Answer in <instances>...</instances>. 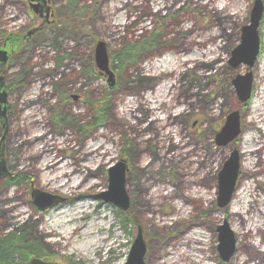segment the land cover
I'll list each match as a JSON object with an SVG mask.
<instances>
[{
	"label": "rangeland",
	"instance_id": "374dc122",
	"mask_svg": "<svg viewBox=\"0 0 264 264\" xmlns=\"http://www.w3.org/2000/svg\"><path fill=\"white\" fill-rule=\"evenodd\" d=\"M3 1L0 0V7ZM147 1L153 4V0H138L136 6L130 2L121 8L117 0H103L101 7L105 15L114 11V5L120 7L113 21L108 24L99 15L100 3L95 4L94 0H48L47 4L54 13L50 17L52 21L44 23L35 44L26 48L27 55L34 53L35 58L27 64L13 67L7 78L5 130L0 123V140L4 135L0 150V160L3 161L2 167L0 164V188L17 191L23 199L22 209L27 212L26 215H30L32 221L42 220L43 226L49 229L55 219L52 210L78 199V192L86 189L84 195L90 208L87 213L77 216H81L78 222L87 225L93 221L98 215L92 212L94 208L97 212L104 211L111 219L112 227H117V243L104 246L102 253L93 251L86 256L79 253L67 255L62 244H47L42 236L34 232L31 222L21 227L12 226L4 221V215H0V236L9 232L24 234L25 241H33L46 252L50 261L58 264H124L137 225H140L146 243L145 264H217L213 260L217 258L218 227L226 220L235 239L232 264H264V233H257L253 226L257 222H264V214L259 213V210L264 211V159L244 161L240 152L242 145L252 147V142L242 143L241 138L246 132L244 113L254 100L257 86L255 69L264 54V0L257 28L259 51L252 66L242 61L233 64V60L238 58L234 52L242 43L243 27L249 24L255 0H241L245 9L244 17L234 25V30L238 31L237 40L228 48L221 68H216V64H205L202 68L192 63L159 66L161 70L172 72L167 79L155 85L154 95L148 98L152 101L149 105L161 117L183 109L181 121L176 124V128L182 129V132L178 131L174 139L182 140L183 144L188 143L169 152L167 149L173 147L170 145L171 139L162 134L168 127L160 131L163 128L161 123L149 127L148 121H144L143 128H140L131 122L116 119L115 112L122 108V100L126 97L131 100L129 106L133 107L134 113L143 120L145 111L141 109V103L135 95L137 89L133 88L136 85L130 78L142 74L138 71L141 61L157 62L160 50H173L185 36L190 37L186 30H179L172 24L175 18L184 15L188 18V25L205 29L207 33L217 30L219 25L211 3H192L187 0L183 7L167 15H160L153 8L152 12L144 15L145 26H135L134 31L131 22L146 11ZM158 1L170 4L177 0ZM123 13L130 15L127 23L121 18ZM230 16L235 18L232 12ZM29 20L27 17L26 22ZM113 29L118 32L113 33ZM226 30L231 31V26H227ZM99 40L105 44L112 83L108 81V74L100 70L95 61L94 46ZM214 41V38L210 40L211 43ZM207 47L212 48L210 44ZM125 52L128 59L125 58ZM191 53L199 51L194 49L183 54ZM55 56H59L60 60L54 62ZM41 61H45V69L38 67ZM73 62L76 63L73 69L67 68L63 73L66 64L71 66ZM248 72L252 76L251 95L243 102L239 99L237 82ZM226 87L234 89L233 97L215 108L221 111L220 117L216 118L209 109L217 104L220 91ZM150 90L147 89L148 92ZM47 92H50L49 101L21 110L25 99L44 100ZM178 100H181L180 104ZM75 109L80 111L77 121L65 122L63 116H70ZM233 111L239 114L240 133L225 145L218 144L216 136ZM24 121L30 122L33 132L42 130L45 122L53 132L65 130L70 133L63 142V148L58 151L61 161L54 168L46 170L47 179L58 176V182L65 183L62 189L38 182L36 173L27 168L15 170L7 165L10 156L16 157L18 166H31L32 160L27 156V151L19 150L16 144L9 151L5 149L10 134ZM192 122L195 124L192 125ZM155 126L158 128L155 129ZM97 131L104 134L92 138ZM254 134L261 146L259 151L264 155V138L259 133ZM234 149L238 153L239 163L235 189L239 191L247 186L250 193L238 194L234 190L229 203L218 207V174ZM120 160L127 169L126 210L97 197L108 190V169ZM40 163L45 164V160H40ZM245 165L250 169L246 170ZM98 166L101 170L93 172ZM77 169L80 170L74 172ZM154 178L159 179L162 185H152L146 189ZM96 180L97 186L88 188V184ZM81 181L85 183L76 187ZM33 189L63 200L40 210L31 200ZM169 192H174L173 197ZM204 194L205 198L196 199ZM152 196L153 200L149 201ZM209 197L211 201H208ZM6 206V203L0 202V208ZM238 211L242 212L243 218L239 217ZM131 216L137 219L134 223L131 222ZM249 227H253L252 234L248 231ZM108 231L111 233V229ZM252 238L261 246L263 255L248 248ZM74 246V243H70L69 248L73 249Z\"/></svg>",
	"mask_w": 264,
	"mask_h": 264
},
{
	"label": "bare ground",
	"instance_id": "6f19581e",
	"mask_svg": "<svg viewBox=\"0 0 264 264\" xmlns=\"http://www.w3.org/2000/svg\"><path fill=\"white\" fill-rule=\"evenodd\" d=\"M187 0H177L173 3L167 4L162 1L153 0V4L147 1L145 4V12L139 16H136L135 19L132 20L131 26L132 29L135 31V26H141L142 28L145 26L144 24V15L148 14L149 12L153 11V8L156 10L157 13L160 15H167L170 12H175L176 10L183 7ZM192 3L203 2L205 4L211 3V9L214 11L216 16V21L218 22V28L215 31H210L209 33L206 32L205 29H197L193 25H188L187 21L188 18L184 15L181 17H177L172 21V24L176 26L179 30H186L187 34L190 35L188 38L185 36L183 40H181L180 44L177 45L173 50L169 48L162 49L158 52L157 62H151L148 60L146 63L145 59L141 61L140 65H138V71H141L142 74H137L136 76H132L130 79L134 81L133 87L136 90L135 95L138 96V100L141 103V109L145 111L143 120L137 117V114L134 113L133 107L129 106L131 100L128 98H123L122 100V108L117 109L115 112V118L119 119L121 122H131V124H136L137 127L143 128L142 122L148 121L147 125L150 127L154 125V123H161L163 128L166 129L162 134L165 136H169L171 139L170 145L173 147L168 148L167 152L171 149L182 148V146L187 145L188 143H182V140H175L174 137L178 135V131L182 132V129L176 128V124L181 121L182 114L184 113L183 109H179L177 111H171L167 117L158 116L154 109L149 105L152 103L148 98L155 93L156 84L162 82L163 80L167 79L171 75V71L166 69L161 70L159 66H169L172 67L177 63L186 65V64H194L203 66L205 64H209L214 66L216 64V68H221L223 65L222 60L228 54V48L237 40L236 34L238 31L234 30V25L239 23L245 13V9L242 5L241 0H191ZM130 2L134 3V5H138V0H117L123 8L124 6L128 5ZM124 4V5H123ZM115 8V9H114ZM120 8L117 4L114 5V11L112 13L104 14L102 11L99 12L101 18L106 21V23H111L113 21V16L116 11ZM166 10L165 13L163 11ZM231 12L235 15V18L230 16ZM121 17L125 23H127L130 19L129 14H122ZM231 26L232 30L227 31L226 27ZM174 26V27H175ZM113 28V24L110 25ZM113 33H117L116 29L112 30ZM167 33V31H165ZM117 36H115L116 38ZM214 43H211L210 40H213ZM114 41V40H113ZM262 43L264 47V30L262 35ZM210 44L212 48H208L207 46ZM199 51V53H191L190 55H184L183 53H187L188 51L193 50ZM48 52V51H47ZM183 52V53H181ZM42 57V54H41ZM150 57V56H148ZM182 57V58H181ZM151 59V58H150ZM88 61L84 59V61ZM83 62V60H82ZM75 62L70 65L68 63L63 70V73L66 72L67 68L73 69L75 66ZM38 67L41 69L46 68L45 61H41L38 64ZM203 74L204 70L202 69ZM256 79H257V86L254 89V100L252 101L251 105L246 109L244 113V120L246 125V132L243 134L241 140L242 143L244 142H252L251 146H241L240 152L241 157L244 161H250V159L255 158L257 161H261L264 159V155L262 151H259L260 145L257 141L258 137L254 133H259L264 138V54L261 55L259 61L257 62V67L255 69ZM40 80V79H39ZM174 84V83H173ZM172 84V86H173ZM177 84V82H176ZM143 86V87H141ZM147 89H151L149 92ZM234 89L232 87L222 88L220 91V100H217V104L213 105L209 110L212 112L213 116L218 118L221 115V111L216 109V107H220L221 105L225 104L226 102L230 101L233 97ZM46 98L44 100L38 99L35 101L34 99H25L23 105L21 106V110H26L27 108L33 106L34 104H44L45 102L49 101L50 92L46 93ZM181 100H178V103ZM157 101H155L156 103ZM180 104V103H179ZM71 115L65 114L63 116L65 122L70 123L71 121H77V115L80 114L78 109L71 111ZM25 117H29V115H25ZM213 117V118H214ZM170 118H173L170 120ZM134 119H136L135 123ZM30 122L24 121L21 125H19L13 132L10 134L7 143L5 144L6 151L11 150L16 146H19V150L27 151L29 158L31 161V166H18L16 162V157H8L7 165L10 168L15 170L17 169H28L36 173V179L38 182L45 184L46 186L53 187L56 189H62L65 183H59L58 176L53 178H46V170L50 168H54L56 164H58L61 160L59 159L58 151L63 148V142L66 141L69 137L70 133L66 132L65 130H60L58 132H53L51 127H49L45 122L42 125V130L38 132H33L30 130ZM170 126V127H169ZM136 127V128H137ZM158 126H155V129ZM166 132V133H165ZM51 133V134H49ZM104 133L102 131H97L96 135L92 136V138H96L98 136H102ZM19 135V138H18ZM50 135V136H49ZM161 135V133H159ZM63 138V139H60ZM173 138V140H172ZM60 139V140H59ZM45 140V142H40ZM59 140V141H58ZM69 141V140H68ZM182 143V144H181ZM55 145V146H53ZM176 147V148H175ZM1 150V147H0ZM191 151V150H190ZM185 152H189L186 150ZM18 157V156H17ZM45 160V164H41L40 160ZM71 163L70 165H72ZM246 170L250 169L248 165L244 167ZM89 170L90 167H87ZM80 169L75 170L79 171ZM101 167L98 166L96 170H92L93 172H99ZM97 174V173H96ZM88 176V175H87ZM100 180V178H97ZM68 182V180H67ZM85 181L79 182L78 186H82ZM98 184V181H91L88 184V188H94ZM162 185L159 179L154 178L150 181L149 186H146V189H149L152 185ZM238 194L241 193H250V189L245 186L241 190H236ZM86 189L80 190L78 192V199H74L70 201L65 206H60L56 209L52 210V213L55 216L54 221L50 225L49 229L43 226L42 220L40 221H32L30 215H26V211L22 209L23 199L18 196L17 191H10L9 189L0 188V202L6 203L7 206L4 208H0V215L5 216V220L7 224L12 226L21 227V225L31 222L34 225V232L38 235L42 236L47 244L51 245L54 243L62 244L64 247L65 254L67 255H74L79 253L83 256L90 255L93 251L102 253L103 247L107 245H111L117 243L118 235H117V227H112V221L108 218L107 213L104 211H98L94 208L92 212L98 214L93 221L89 224L85 225L82 222H78L79 214L87 213L88 209L90 208L89 204L85 197ZM174 195V192H169V195ZM216 194V192H214ZM168 195V193H167ZM168 195V196H169ZM188 196V194H184ZM190 196V195H189ZM170 197V196H169ZM204 196L196 197L200 198ZM153 200V196L149 198ZM211 197L208 198V201H211ZM150 203V202H149ZM183 206V205H182ZM260 214H264V211L259 210ZM238 215L240 218H243L244 215L242 212L238 211ZM78 219V220H77ZM108 224V225H107ZM203 227V225H200ZM254 229L256 232L264 233V222H257L253 224ZM109 229H111V233H109ZM248 231L253 232V227H249ZM70 243H74L75 246L73 249L69 248ZM248 248L252 251L258 252L259 255H263L261 253V246L256 242V239L252 238L248 244ZM262 261V260H261ZM193 264V263H192Z\"/></svg>",
	"mask_w": 264,
	"mask_h": 264
},
{
	"label": "water",
	"instance_id": "95a60500",
	"mask_svg": "<svg viewBox=\"0 0 264 264\" xmlns=\"http://www.w3.org/2000/svg\"><path fill=\"white\" fill-rule=\"evenodd\" d=\"M263 3L262 0H255L250 12L249 24L243 27L242 43L235 50L234 55L238 58L233 60V64L240 61L247 64L249 67L253 65L254 60L259 51L257 27L262 16ZM95 57L97 67L108 74V81L111 82V72L108 68V61L106 55L105 44L99 40L95 47ZM252 85V76L250 72L241 76L237 82L239 99L246 101L250 97ZM76 97V96H74ZM6 91L4 88V82L0 78V123L2 128L6 129ZM240 133L239 114L237 111H233L225 120L219 133L216 136V142L221 145H225L229 141L233 140ZM4 136V135H3ZM2 136V139H3ZM2 139L0 140V147L3 145ZM1 167L3 161L0 160ZM238 153L234 149L228 160L224 164V168L218 174V196L217 205L223 207L226 205L235 190V184L238 174ZM125 172L126 164L123 161L116 162L108 169V190L98 194L97 197L102 198L105 201H109L117 205L121 210L128 208V196L125 189ZM31 200L37 206L38 209L44 210L62 201V198L42 192L37 189L31 191ZM218 250L221 256L226 259L234 250L235 239L228 224L224 222L223 225L218 227ZM146 253V243L142 234V228L137 225L136 235L131 243L127 258L124 264H145L144 255ZM25 264H58L56 262L48 261L46 259L33 257L29 259Z\"/></svg>",
	"mask_w": 264,
	"mask_h": 264
},
{
	"label": "flooded vegetation",
	"instance_id": "af4514ba",
	"mask_svg": "<svg viewBox=\"0 0 264 264\" xmlns=\"http://www.w3.org/2000/svg\"><path fill=\"white\" fill-rule=\"evenodd\" d=\"M102 2L103 0H94L95 4L100 3L98 12L102 11ZM47 3L48 0H4L3 6L0 7V78L4 82L5 89H8L6 80L10 77L13 67L27 64L31 59L35 58L34 53L27 55L26 48L28 45L35 44V40H37L39 32L44 27V23H51L52 21L50 17L54 13ZM27 17L30 19L28 23L26 22ZM95 47L96 44L94 51ZM58 60H60L59 56L53 58L54 62ZM111 79L112 83L113 78ZM99 102L102 103V100ZM194 124L195 122H192V125ZM127 220L129 219L127 218ZM136 220L134 216H131L132 223ZM224 221L226 222V220ZM216 248L217 258L213 262L215 261L217 264H232L234 262V260L231 261L234 250L224 259L218 250V243Z\"/></svg>",
	"mask_w": 264,
	"mask_h": 264
},
{
	"label": "trees",
	"instance_id": "16d2710c",
	"mask_svg": "<svg viewBox=\"0 0 264 264\" xmlns=\"http://www.w3.org/2000/svg\"><path fill=\"white\" fill-rule=\"evenodd\" d=\"M125 55L128 59L126 52ZM24 237V234L19 232H9L0 236V264H25L33 257L50 261L42 248L33 241H25Z\"/></svg>",
	"mask_w": 264,
	"mask_h": 264
}]
</instances>
